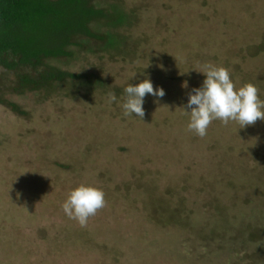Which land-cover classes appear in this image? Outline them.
Wrapping results in <instances>:
<instances>
[{"label": "rangeland", "instance_id": "374dc122", "mask_svg": "<svg viewBox=\"0 0 264 264\" xmlns=\"http://www.w3.org/2000/svg\"><path fill=\"white\" fill-rule=\"evenodd\" d=\"M98 1L119 45L57 63L88 83L0 94L24 112L0 102V264H264V121L200 137L185 114L207 64L264 100V0ZM145 78L165 95L125 116ZM81 183L106 200L86 228L61 207Z\"/></svg>", "mask_w": 264, "mask_h": 264}, {"label": "trees", "instance_id": "16d2710c", "mask_svg": "<svg viewBox=\"0 0 264 264\" xmlns=\"http://www.w3.org/2000/svg\"><path fill=\"white\" fill-rule=\"evenodd\" d=\"M127 18L121 6L98 0H0V94L51 91L68 80L88 83L92 75L57 63L72 60L75 49H90L92 40L102 42L95 51L116 47L118 34L102 28ZM0 102L24 114L11 101Z\"/></svg>", "mask_w": 264, "mask_h": 264}, {"label": "clouds", "instance_id": "9594fccd", "mask_svg": "<svg viewBox=\"0 0 264 264\" xmlns=\"http://www.w3.org/2000/svg\"><path fill=\"white\" fill-rule=\"evenodd\" d=\"M198 71L206 78L202 86L189 93L186 108L190 111L185 110V114L190 116L188 130L204 137L214 120H220L224 125L234 121L240 128L254 125L257 120L264 121V100L260 99L259 89L253 83H245L237 88L229 71L223 66L207 64ZM182 86L187 87V84ZM124 93V115L135 114L140 118L145 115L143 103L146 95L159 98L165 95L164 89L154 88L149 78L135 85L129 84ZM114 101L115 94L109 93V103ZM105 205V193L102 189L81 183L70 190L61 207L69 219L78 222L81 228H86L89 218L95 216Z\"/></svg>", "mask_w": 264, "mask_h": 264}]
</instances>
